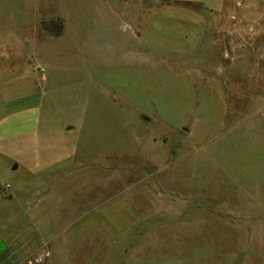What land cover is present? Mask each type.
I'll list each match as a JSON object with an SVG mask.
<instances>
[{
  "label": "rangeland",
  "instance_id": "rangeland-1",
  "mask_svg": "<svg viewBox=\"0 0 264 264\" xmlns=\"http://www.w3.org/2000/svg\"><path fill=\"white\" fill-rule=\"evenodd\" d=\"M31 101L38 135L0 144L1 230L264 264V0H0V113Z\"/></svg>",
  "mask_w": 264,
  "mask_h": 264
},
{
  "label": "crops",
  "instance_id": "crops-1",
  "mask_svg": "<svg viewBox=\"0 0 264 264\" xmlns=\"http://www.w3.org/2000/svg\"><path fill=\"white\" fill-rule=\"evenodd\" d=\"M40 128L41 108L38 102L32 103L31 101L21 107L3 110L0 113V144L36 136L40 132ZM7 183L5 188L11 190L12 186ZM49 193L48 191L42 194L36 193L33 197L29 193L26 194L28 202L21 209L22 212L18 213V216H20L16 218L15 222H18L22 215H34V211L41 209L43 204L51 200L52 195H48ZM15 200L16 198L13 193L7 197H4L0 193V205L4 208L9 209ZM13 222L14 220L11 221V226L14 224ZM17 225L19 230L22 224ZM8 226L2 230L0 229V264H28L38 253H43L44 251L50 253L46 264H188L190 262L188 258L182 255L138 258L133 254L136 252L135 249L124 250L129 245H127L126 241H124V245L120 243L125 238L120 233L108 245H104L103 243L101 246L102 250L98 252L102 255L97 256L94 246L90 250L88 242H85L83 239L79 240L71 233L67 236L66 230H62L63 232H59L53 237H47L43 235L40 227L31 226L23 234L20 233L15 237L14 235L18 230L11 229L10 225ZM150 232L141 233L140 240L144 238L145 234L146 236L149 235ZM136 242L137 239L135 243H132V247H138ZM122 247L126 259L118 260V258H112L111 251L121 250Z\"/></svg>",
  "mask_w": 264,
  "mask_h": 264
},
{
  "label": "trees",
  "instance_id": "trees-1",
  "mask_svg": "<svg viewBox=\"0 0 264 264\" xmlns=\"http://www.w3.org/2000/svg\"><path fill=\"white\" fill-rule=\"evenodd\" d=\"M42 29L53 37H60L63 33V23L57 21L42 22Z\"/></svg>",
  "mask_w": 264,
  "mask_h": 264
},
{
  "label": "built area",
  "instance_id": "built-area-1",
  "mask_svg": "<svg viewBox=\"0 0 264 264\" xmlns=\"http://www.w3.org/2000/svg\"><path fill=\"white\" fill-rule=\"evenodd\" d=\"M45 70L42 69V72ZM50 257V253L48 251H44L43 253H38L28 264H46L47 260Z\"/></svg>",
  "mask_w": 264,
  "mask_h": 264
},
{
  "label": "water",
  "instance_id": "water-1",
  "mask_svg": "<svg viewBox=\"0 0 264 264\" xmlns=\"http://www.w3.org/2000/svg\"><path fill=\"white\" fill-rule=\"evenodd\" d=\"M17 168H18V167H15V169H14V170H17Z\"/></svg>",
  "mask_w": 264,
  "mask_h": 264
}]
</instances>
